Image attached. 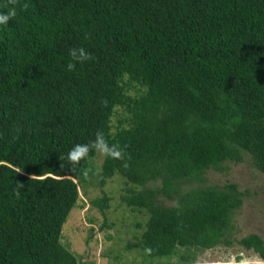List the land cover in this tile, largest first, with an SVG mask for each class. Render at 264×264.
<instances>
[{
    "label": "trees",
    "instance_id": "trees-1",
    "mask_svg": "<svg viewBox=\"0 0 264 264\" xmlns=\"http://www.w3.org/2000/svg\"><path fill=\"white\" fill-rule=\"evenodd\" d=\"M11 7L0 0V13ZM15 8L0 25V264H86L59 237L94 151L75 166L67 154L104 133L125 54L151 61L138 93L156 103L163 132L130 136L127 168L102 157L101 194L88 199L102 218L97 229L112 225L102 186L116 173L120 201L149 214L128 246L157 257L231 245L244 192L234 182L204 185V173L246 154L264 174V0H18ZM80 47L93 59L69 71V49ZM237 243L264 260L257 234Z\"/></svg>",
    "mask_w": 264,
    "mask_h": 264
},
{
    "label": "rangeland",
    "instance_id": "rangeland-1",
    "mask_svg": "<svg viewBox=\"0 0 264 264\" xmlns=\"http://www.w3.org/2000/svg\"><path fill=\"white\" fill-rule=\"evenodd\" d=\"M125 57L127 63L118 69L120 82L114 88V103L104 129L108 142L124 151L129 137L144 128L163 132L162 121L156 114V103L141 98L138 93L148 80L151 61L137 54H125ZM102 157L94 151L79 168L80 172L87 173L85 181L73 178L77 181L80 201L69 211L60 231L61 244L77 259L86 264H241L244 260L264 261L251 249L244 250L237 243L240 237L255 233L264 244V174L253 166L248 155L244 154L240 162L223 163V171L208 169L204 173V185L234 182L244 192L241 205L232 214L235 229L230 236L231 245L217 244L209 249L177 246L170 254L157 257L148 256L139 247L128 246L140 238L149 214L145 210L129 208L120 201L122 181L116 173L102 186L108 197L105 217L112 225L108 229H97L102 218L97 208L89 205L88 199L101 194L95 170ZM159 199L164 204L172 203L162 197ZM87 217H92L95 223H87Z\"/></svg>",
    "mask_w": 264,
    "mask_h": 264
},
{
    "label": "clouds",
    "instance_id": "clouds-1",
    "mask_svg": "<svg viewBox=\"0 0 264 264\" xmlns=\"http://www.w3.org/2000/svg\"><path fill=\"white\" fill-rule=\"evenodd\" d=\"M8 3L13 5V7H11L7 13H0V25L7 24L11 18L17 15L15 5L18 3V0H8ZM27 7V4L23 5L24 9H27ZM85 38L87 39L88 37L86 36ZM69 56L71 57L72 61L67 65V69L69 71L75 69L77 62L84 63L93 59L91 54H89L83 47L69 49ZM102 103H106V101H103ZM92 151H95L100 156L106 158L124 161L122 166L125 168L129 166L127 163V159L129 157H126L124 150L116 144L110 145L102 131H98L96 133L95 139L93 141L74 145L73 148L68 152L67 159L73 166H75L78 165L82 160L86 159ZM85 175H87V173H85ZM16 194L19 195L18 192ZM146 251L150 253L151 250L147 249ZM241 264H264V261L259 259L244 260L241 261Z\"/></svg>",
    "mask_w": 264,
    "mask_h": 264
}]
</instances>
